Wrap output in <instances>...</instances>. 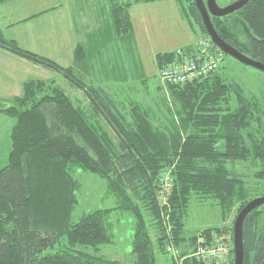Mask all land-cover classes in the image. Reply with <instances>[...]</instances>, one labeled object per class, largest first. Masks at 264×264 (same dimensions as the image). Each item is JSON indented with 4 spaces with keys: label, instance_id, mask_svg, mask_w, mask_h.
<instances>
[{
    "label": "trees",
    "instance_id": "1",
    "mask_svg": "<svg viewBox=\"0 0 264 264\" xmlns=\"http://www.w3.org/2000/svg\"><path fill=\"white\" fill-rule=\"evenodd\" d=\"M162 1L168 0H109L115 39L132 46L130 7ZM175 1L194 40L210 41L194 1ZM210 20L223 41L264 64V0H249L236 12ZM0 49L57 73L87 102L75 105L54 80L39 79L25 82L20 96L0 98V113L14 121L7 163L0 168V264H126L127 258L101 254L102 247L114 244L112 214L117 219L128 214L134 221L130 264H156L155 250L165 253L167 245L179 249L172 264L181 259L180 264H202L190 257L200 238L206 243L226 235L232 246L236 215L252 195H264L263 100L226 81L220 67L183 85L162 82L151 92L144 87L165 114L160 118L144 103L125 94L119 99L108 88L86 82L77 72L87 62L83 45L74 48L67 67L2 34ZM154 59L159 70L176 59V50L157 53ZM145 77H136L141 89ZM239 165L252 168L254 186L238 172ZM76 170L102 178L115 206L74 221L81 188ZM192 196L213 200L225 224L187 237ZM242 241L243 264H264V205L247 214Z\"/></svg>",
    "mask_w": 264,
    "mask_h": 264
},
{
    "label": "crops",
    "instance_id": "2",
    "mask_svg": "<svg viewBox=\"0 0 264 264\" xmlns=\"http://www.w3.org/2000/svg\"><path fill=\"white\" fill-rule=\"evenodd\" d=\"M173 2L168 0L138 3L130 7L129 15L135 40L132 46L127 41V55L137 48L143 62L144 55L141 48L148 49L147 52H151L154 56L157 53L170 52H152L154 46L167 43V38L159 35V28L163 24L164 27L170 28L168 33L171 38L187 41L180 48L191 43L188 41L190 29L181 19L179 10ZM155 3H160V8L164 9L163 13L152 12L155 7L152 4ZM144 8L146 10H143ZM148 10H151L149 16L146 15ZM113 32L109 16V0H0V34L6 39L15 40L21 48L31 50L58 64L70 62L71 65L73 51L78 44L95 49L96 58L104 56L107 52L112 53L113 50L106 46H110L115 40ZM142 32L144 38V35L140 37L138 35ZM123 53L125 54V49ZM134 54L132 53V56ZM53 78L52 72L0 49L1 99L20 96L23 84L29 80L50 81ZM10 93L11 95H8ZM13 125L14 122L12 123L9 117L0 113V132L3 130L0 134V152L6 149L2 145L1 138L4 137L5 142L9 139ZM112 259L118 260L117 257Z\"/></svg>",
    "mask_w": 264,
    "mask_h": 264
},
{
    "label": "rangeland",
    "instance_id": "3",
    "mask_svg": "<svg viewBox=\"0 0 264 264\" xmlns=\"http://www.w3.org/2000/svg\"><path fill=\"white\" fill-rule=\"evenodd\" d=\"M234 1L236 0H216V3L220 8H224ZM172 2L178 9L176 1L172 0ZM152 5L155 6L153 7L154 9L152 12L157 14L163 13L164 9L160 8V3ZM143 10H146V8ZM149 11L151 10L146 12L147 16H149ZM142 13L143 11L140 16ZM169 29L170 28L164 27V24L161 28H159L160 37L167 38V43L161 46H154L152 52L175 51L187 43L185 40L171 38L170 33H168ZM114 35L116 34L114 33ZM138 35L139 37L141 35L143 36L144 32L140 34L138 33ZM144 37L145 35L143 38ZM188 41L191 42L189 45L195 41L190 31ZM106 47L112 49L113 52H107V55L105 54L100 58L95 57V49L93 50L91 47H87V63H84L81 69L78 68L77 72L81 75H85L84 80L86 82L92 81L97 85L108 88L111 93L119 95V99L124 98L123 95L125 94L127 98L134 99L137 102L144 103L153 108V111L158 117L165 118V114L163 112H158L156 108L157 102L150 100L151 95H147L146 89L144 88L147 86L151 92L156 86L163 84L158 76V70L154 59L155 56L152 55L151 52L148 53V49L146 50L141 48V52L144 55L143 62H141L139 50L134 47H131L134 48L133 52L131 50L129 52L130 55H127L128 45L127 40L125 39H115L110 46ZM124 49L125 54L123 53ZM132 53H135L134 56H132ZM125 59L127 61H132H129L128 63ZM69 63L70 62L65 64L64 62H61L59 65L66 67L70 65ZM52 74L54 76L53 80L55 83L64 89L75 105L80 107H85L87 105L86 98L82 92L73 88L57 73ZM141 74L146 75L144 78L145 82H143V89H141V86L138 85L140 81L138 82L136 78ZM220 74L226 81H233L240 84L248 95L255 96L264 101V74L260 71L244 66L229 56H224ZM133 87L137 93L140 92V94L138 93L135 96L132 92ZM123 90L124 92H122ZM8 95H11V93ZM9 98H12V96H9ZM10 120L12 123L14 122L12 119ZM1 133H3V130H1L0 134ZM1 140L2 145L6 149H3L0 152V168L7 163V153L9 149V139H6L5 142V138L2 137ZM237 169L239 173L249 176L246 179L250 186H254L255 180L251 178V174L253 172L252 168H249V166L246 165H239L237 166ZM74 176L81 184V188L77 193V204L72 214V219L74 221H77L83 214L90 213L98 209H109L115 206L114 197L106 194V183L102 178L82 170H76L74 172ZM263 193L264 191L260 194L262 195ZM259 196L258 194L252 195V197L255 198ZM214 203L215 202L211 199H198L194 196L191 197L185 219V234L187 237L192 236L203 229L220 227L225 224L221 220L219 209ZM111 224L113 229L114 244L102 247L101 254L108 258L117 257L119 261L121 259L124 261V259L127 258L128 263L126 264H130L128 253H130L131 249L130 244L134 221L128 214H123V217L121 216L118 219L117 215L112 214ZM226 224L229 225L230 221L226 222ZM177 252H179V249L175 248H172L170 252L166 251L165 253L155 250L156 264H172V256H174Z\"/></svg>",
    "mask_w": 264,
    "mask_h": 264
},
{
    "label": "built area",
    "instance_id": "4",
    "mask_svg": "<svg viewBox=\"0 0 264 264\" xmlns=\"http://www.w3.org/2000/svg\"><path fill=\"white\" fill-rule=\"evenodd\" d=\"M223 54L218 48H214L206 38L196 39L189 47L176 50V59L169 62L158 70V76L164 83L170 85H183L201 78H206L216 72L223 62ZM167 181V175L163 176ZM167 184L164 185V197L167 191ZM231 242L226 235H221L210 242L199 239V244L190 255L202 264H230L231 263ZM172 246L167 245L166 250L170 252ZM179 254L178 252L175 256ZM182 259L177 261L178 264Z\"/></svg>",
    "mask_w": 264,
    "mask_h": 264
},
{
    "label": "water",
    "instance_id": "5",
    "mask_svg": "<svg viewBox=\"0 0 264 264\" xmlns=\"http://www.w3.org/2000/svg\"><path fill=\"white\" fill-rule=\"evenodd\" d=\"M198 12L201 16L204 28L210 40L225 55L233 58L240 64L249 68L260 71L264 74V64L258 62L236 50L231 45L223 41L216 33L210 16L225 17L241 9L249 0H236L224 8H220L216 0H193ZM264 205V195L252 199L248 202L236 215L232 226V242H233V263L243 264V241L242 227L244 220L251 211Z\"/></svg>",
    "mask_w": 264,
    "mask_h": 264
},
{
    "label": "bare ground",
    "instance_id": "6",
    "mask_svg": "<svg viewBox=\"0 0 264 264\" xmlns=\"http://www.w3.org/2000/svg\"><path fill=\"white\" fill-rule=\"evenodd\" d=\"M221 52V51H220ZM222 53V52H221ZM223 54V53H222ZM224 55V54H223ZM232 247H233V242H232Z\"/></svg>",
    "mask_w": 264,
    "mask_h": 264
}]
</instances>
